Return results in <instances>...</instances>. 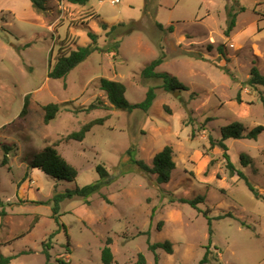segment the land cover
Returning a JSON list of instances; mask_svg holds the SVG:
<instances>
[{
    "label": "rangeland",
    "instance_id": "obj_1",
    "mask_svg": "<svg viewBox=\"0 0 264 264\" xmlns=\"http://www.w3.org/2000/svg\"><path fill=\"white\" fill-rule=\"evenodd\" d=\"M146 1L144 13V0H46L44 12L31 0H0V253L13 257L9 264H45L46 252L51 264H100L107 237L117 264H133L139 252L145 264H155L148 239L172 243L170 254L156 250L159 264H201L208 240L203 211L213 218L211 254L203 264H264V130L257 139L225 140L236 171L256 193L230 174L223 150L208 140L220 139L221 127L234 121L245 131L264 126V86L247 84L253 66L264 75V0ZM231 6L236 24L225 34ZM101 22L108 28L126 23L120 32L135 29L120 37L115 56L94 51L65 78H49L59 54L90 42L88 31L98 35L101 47L112 41ZM161 53L164 61L156 69L188 89L165 91L160 80L141 76ZM101 77L123 82L130 102L141 101L150 86L157 96L147 112L116 109L99 87ZM48 103L59 110L46 124ZM92 103L96 107L85 110ZM104 116L82 141H64ZM57 140L56 149L78 171L74 181L30 167ZM131 144L135 158L149 167L170 144V180L158 184L155 174L129 163ZM241 154L249 159L246 166ZM98 164L109 173L108 183L87 201L64 200L53 213L54 194L99 180ZM197 195L204 197L197 205L201 212L179 200Z\"/></svg>",
    "mask_w": 264,
    "mask_h": 264
},
{
    "label": "trees",
    "instance_id": "obj_2",
    "mask_svg": "<svg viewBox=\"0 0 264 264\" xmlns=\"http://www.w3.org/2000/svg\"><path fill=\"white\" fill-rule=\"evenodd\" d=\"M72 4L85 5L89 0H66ZM32 6L38 12H44L47 10L46 0H31ZM147 1L144 0L143 12L145 13V9L147 10ZM240 10H244V7H240ZM237 11L233 6L228 9L227 12V20H226V28L224 33L228 34L236 24ZM156 22V25L159 29H165L163 24L160 22ZM127 24L123 22H119L116 24H112L109 28L107 23L101 22L100 27L102 29H107L105 34L107 37H111L112 41L105 46H99L97 44L98 35L93 31H88L87 35L90 38V42L86 45L77 46L75 49L70 50L68 53L59 54L55 62L50 66V69L47 73L49 78H65L67 74L76 67L79 63L84 61L89 55L94 51H100L105 53H110L112 56L118 53L119 47V39L121 36L131 33L135 28L131 26L126 30L119 31L120 28L126 27ZM173 25H169L166 30L173 31ZM221 50V47H219ZM164 61V53H161L158 57L152 59L147 65H145L141 70V76L145 79H158L161 81V87L165 91H175L178 89H188V87L182 83L175 75L169 73L168 71H158L156 68L162 64ZM247 84L250 86L262 85L264 86V75H262L256 66H253L250 69V77L247 80ZM99 87L102 91H104L106 98L110 102V104L119 110L125 111H133L135 109H139L141 111L147 112L151 107L153 101L156 98L155 86H150L147 88L145 92L144 98L139 102H130L126 96V87L125 84L121 81L108 79L105 77H101L99 80ZM261 102L264 107V97H261ZM95 104H90L85 110L93 109ZM167 108V107H166ZM28 109V95L24 97V105L20 111V115H25ZM44 122L47 124L51 120H53L56 116V113L59 110V105L57 103H48L44 105ZM107 119V116L95 118L85 124H83L78 130L72 131L67 134L65 137V142L69 140H77L82 141L87 132L91 130V128L96 124H102ZM264 130L263 125H257L250 129L249 131H245L243 124L239 121L231 122L227 125L221 127V138L218 140H214L211 136L208 137L209 143L212 147L218 146L223 152V158L225 160L226 168L229 170L230 174H234L235 172L239 176L246 181L249 185L246 176L239 170L236 171L234 164L231 162L229 158V154L227 153V145L225 140L228 138H247V139H257L258 135ZM60 140L55 141L54 143L47 145L43 148L39 155L35 156L30 161V167L38 168L45 174L51 176L55 180H64V181H74L78 174L77 169L71 165L56 149ZM6 147V146H5ZM7 148V147H6ZM128 162L136 165L140 168H144L152 174L156 175V182L158 184L166 183L170 180L171 173L175 168V161L173 159V147L170 144L165 145L160 151H158L152 159V165L147 166L142 160L135 158L136 147L134 144H131L127 149ZM7 156L5 155L2 163H5ZM240 163L243 166L248 164L249 159L247 155H240ZM96 171L100 175V179L94 183L78 186L75 185L71 188H66L61 192H57L53 196V213L58 212V207L61 202L67 199H72L75 197L83 198L87 201V198L91 195L100 191L101 187L108 183L109 173L103 165L98 164L96 167ZM249 188L254 192V188L249 185ZM264 199V196L262 197ZM180 202L188 203L191 207L195 208L197 211L201 212V209L197 206L198 203L203 202L204 197L202 195H197L191 199L180 198ZM25 201V200H24ZM31 203H36L37 201L30 200ZM3 214V213H2ZM203 216L207 220L208 225V240L207 245L205 246V251L203 257L200 260V263L203 264L209 260V255L211 251L209 250V245L212 243V217L207 214V211H203ZM223 215H218L215 219H221ZM58 222V218L54 217ZM65 232L66 228L63 225ZM112 239L111 237H107L104 246L101 249L100 253V264H117L114 259V254L111 249ZM148 250L153 253L154 263L159 264V257L156 252L157 249H162L166 253H172V243L170 240L166 239L164 241L158 242H150L147 240ZM13 257L9 255H3L0 253V264H9ZM50 255L46 252V262L49 263ZM146 259L145 255L141 252L137 253L136 261L133 264H145Z\"/></svg>",
    "mask_w": 264,
    "mask_h": 264
},
{
    "label": "built area",
    "instance_id": "obj_3",
    "mask_svg": "<svg viewBox=\"0 0 264 264\" xmlns=\"http://www.w3.org/2000/svg\"><path fill=\"white\" fill-rule=\"evenodd\" d=\"M118 1H119V0H112V2H115V3L118 2Z\"/></svg>",
    "mask_w": 264,
    "mask_h": 264
},
{
    "label": "water",
    "instance_id": "obj_4",
    "mask_svg": "<svg viewBox=\"0 0 264 264\" xmlns=\"http://www.w3.org/2000/svg\"><path fill=\"white\" fill-rule=\"evenodd\" d=\"M142 170L144 169V168H141Z\"/></svg>",
    "mask_w": 264,
    "mask_h": 264
},
{
    "label": "crops",
    "instance_id": "obj_5",
    "mask_svg": "<svg viewBox=\"0 0 264 264\" xmlns=\"http://www.w3.org/2000/svg\"><path fill=\"white\" fill-rule=\"evenodd\" d=\"M161 65V64H160ZM159 67V66H158Z\"/></svg>",
    "mask_w": 264,
    "mask_h": 264
}]
</instances>
